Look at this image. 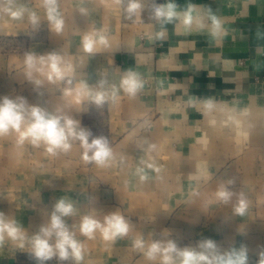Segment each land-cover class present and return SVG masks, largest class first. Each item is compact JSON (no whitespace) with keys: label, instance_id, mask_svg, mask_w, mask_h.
Segmentation results:
<instances>
[{"label":"crops","instance_id":"crops-1","mask_svg":"<svg viewBox=\"0 0 264 264\" xmlns=\"http://www.w3.org/2000/svg\"><path fill=\"white\" fill-rule=\"evenodd\" d=\"M26 1L27 9L41 12V31L0 37V96L22 95L49 111L61 108L93 136L106 137L113 154L107 166L86 163L76 141L59 154L57 166L43 171L60 176L51 187L63 189L58 198L74 201L73 223L84 214L102 220L116 209L131 221L129 234L106 247L102 240L88 246L77 232L84 246L81 264H159L148 261L132 241L143 233L150 242L154 232L159 237L165 229L180 246L203 238L216 241L221 251L246 245L255 264L264 250V0H175L178 11L194 5L193 16L208 25L209 14L215 16L216 36L208 28H185L180 20L162 29L151 16L153 0H141L135 23L126 18V0H57L64 26L52 33L43 0ZM161 30L165 36L157 39ZM86 33L106 36L107 46L84 52ZM53 50L73 63L72 83L44 81L37 89L23 76V54ZM129 68L142 83L134 95L120 87ZM102 78L108 92L102 106L84 92L77 95L82 85L93 88ZM209 100L215 105L210 113L204 107ZM44 148L26 149L50 155ZM19 152L15 133L0 137V186L3 172L18 169ZM26 163L37 170L31 159ZM229 180L235 182L232 190L247 196L244 216L233 215L235 196L227 205L216 197ZM0 264L35 262L30 254L11 253L0 254Z\"/></svg>","mask_w":264,"mask_h":264},{"label":"clouds","instance_id":"clouds-1","mask_svg":"<svg viewBox=\"0 0 264 264\" xmlns=\"http://www.w3.org/2000/svg\"><path fill=\"white\" fill-rule=\"evenodd\" d=\"M178 7L175 0H165L160 4L153 0L151 16L161 24L162 29L164 25L180 20L185 28L191 29L195 25L198 30L208 28L210 35H218L220 22L215 16L209 14L208 19L211 24L208 25L202 17L193 16L194 5L189 4L184 11H178ZM43 8L48 29L52 33H60L64 20L57 0H43ZM124 10L127 19L134 23L139 22L143 11L141 0H126ZM0 12L18 21L23 20L27 13L28 22L33 28L40 24L39 16L24 6H18L16 0H0ZM77 13L81 16L87 14L84 9H78ZM164 36V30L156 34L157 39H162ZM107 43V37L102 34L86 33L81 37V47L88 54H93L98 44L107 46ZM23 63L24 78L37 89L44 87V81L48 84L72 83L75 72L73 63L66 61L55 50L39 55L33 51H26L23 54ZM106 84V79L102 78L93 88L82 85L77 95L84 92L91 103L102 106L108 100ZM120 87L129 95H134L142 87L139 75L132 68L127 69ZM68 94V90L63 93V95ZM204 107L210 113L215 105L209 100L205 102ZM11 133L16 134L18 147H23L26 143L33 147L44 145L46 152L52 156L68 153L72 149L73 142L78 141L83 149L82 159L86 163L104 167L113 159L112 149L106 137L93 136L90 130L81 126L79 120L61 108L49 111L40 105L29 104L22 95L0 96V137ZM234 183L233 180H229L226 184H221L216 191V197L227 205L235 196L237 203L233 208V215L244 216L248 209V199L245 193L236 192L229 187ZM75 212L76 206L71 198L68 200L63 197L58 198L48 215L47 223L40 224L36 231L29 234L20 221L0 211V239L7 236L12 241L18 242L21 248L27 245L30 258L35 264H48L53 259L57 264H65L68 261L81 264L84 258V246L77 238V232L88 239H93L99 232L103 239L109 242L123 239L130 232L131 221L121 214L119 209L105 213L102 220L95 215L84 214L78 224L69 223V218ZM169 236L170 232L165 229L159 237L154 232V238L147 242L144 234L140 233L132 241V246L141 251L148 261H158L159 264H251L246 245L221 251L216 241L211 238L198 240L195 245L180 246ZM258 257L255 264H264V250L259 252Z\"/></svg>","mask_w":264,"mask_h":264},{"label":"rangeland","instance_id":"rangeland-1","mask_svg":"<svg viewBox=\"0 0 264 264\" xmlns=\"http://www.w3.org/2000/svg\"><path fill=\"white\" fill-rule=\"evenodd\" d=\"M26 3V0H16L18 6L28 8ZM34 12L40 19L42 18L40 11ZM28 23L27 13H25L23 20L18 21L0 12V37L24 36L27 32L37 34V30L41 31V27H27ZM28 146L30 148V145L26 143L23 147H20L18 169L3 172L2 186H0V211L5 212L10 217L16 218L31 234L36 231L40 224L48 221V218H44L50 215L55 204L54 199H51L50 196L54 195L58 198L60 191L63 189L58 186L51 187L52 184H58L60 176L53 174L51 171L50 173L47 170L43 171L45 167L47 169L57 166L60 156L27 154L28 149L26 148ZM42 147L44 145L39 146V148ZM28 158L32 160L37 170L31 171L32 168L28 169L29 165L26 163V159L28 160ZM49 163H52V165ZM69 189L72 192L75 190L74 187H69ZM82 189L86 190L85 187ZM68 193L71 192L68 191ZM69 223H73V220L70 221L69 219ZM84 239L88 246H90L89 244L92 241L100 243V240L107 242H103L105 244L103 247L113 243L110 242L108 244L109 241H105L102 235H97L95 240L88 239L87 237H84ZM11 253L30 254V250L27 245L21 248L18 242L12 241L5 236L3 239H0V254ZM51 262L55 263L57 261L53 259Z\"/></svg>","mask_w":264,"mask_h":264}]
</instances>
